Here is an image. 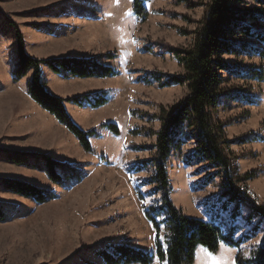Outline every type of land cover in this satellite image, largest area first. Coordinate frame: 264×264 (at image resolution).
<instances>
[{
  "label": "rangeland",
  "instance_id": "rangeland-1",
  "mask_svg": "<svg viewBox=\"0 0 264 264\" xmlns=\"http://www.w3.org/2000/svg\"><path fill=\"white\" fill-rule=\"evenodd\" d=\"M209 2L147 0L148 16L143 20L134 14L135 0H0V93H28L32 71L19 81L14 79L17 32L34 58L95 57L120 71L117 77L82 80L41 66L43 83L51 93L107 94L108 103L102 107L84 103L79 110L67 108L80 129L97 132L90 139V153L58 121L63 131L51 129L53 135L23 122L7 129L10 117L26 109L25 104L18 105L10 117L0 115V210L6 216L0 221V264H104L98 252L115 245L156 253V230L146 212L162 205L163 193H154L147 184L153 167L139 168L156 157L155 134L162 128V109L178 107L188 95L186 86L163 84L184 74L173 50L193 44ZM240 9L264 13V6L251 0ZM227 60L264 71V58L257 54ZM151 73L162 81L143 80ZM223 78L224 87L250 100H223L213 118L224 125L226 154L235 173L239 178L253 176L241 186L264 206V79H238L226 73ZM9 99H4V105ZM106 123L115 124L119 134L103 129ZM64 139L69 140L59 148ZM197 148L191 139L169 158L170 198L186 216L218 226L223 240L238 246L223 241L215 254L199 248L194 264H236L237 256L248 257L261 245L264 224L248 220L251 206L224 196L221 176L204 186L216 170L198 158L189 163ZM33 151L75 168L81 180L57 184L49 179L42 159L27 158L21 164L6 154ZM2 179L25 181L54 193L55 198L40 204L6 190ZM152 264L162 263L156 258Z\"/></svg>",
  "mask_w": 264,
  "mask_h": 264
},
{
  "label": "trees",
  "instance_id": "trees-1",
  "mask_svg": "<svg viewBox=\"0 0 264 264\" xmlns=\"http://www.w3.org/2000/svg\"><path fill=\"white\" fill-rule=\"evenodd\" d=\"M146 1L135 0L133 7L134 14L143 20L148 16ZM251 1L264 6V0ZM243 4H246V0H210L207 13L196 31L193 44L188 48L173 50L184 74L169 77L168 82L163 85L186 86L188 95L178 107L170 111L162 109V114L159 116L162 128L155 134L156 157L141 163L139 168L143 170L145 167H153L154 175L147 184L154 188V193H163L162 205L152 206L146 212L147 218L156 230V253L150 254L130 246L115 245L110 250L98 252L104 264H152L156 258L162 264H194L199 248H204L213 254L218 252L224 241L220 228L202 219L186 216L170 198L173 189L169 180V158L179 152L191 139L196 141L198 148L189 157V163L194 158H198V161L204 160L209 163L210 168L216 170L215 175L210 177L204 186L213 182V178L221 176L225 188L224 196L251 206V215L248 220L250 222L259 220L260 224H264V206L251 198L247 187L241 186L242 182L250 180L253 176L248 174L244 178H239L235 173L226 154L228 141L225 139L224 125L216 123L213 118L223 100L235 98L250 100L243 93L224 87L226 83L223 78L224 73L238 79L257 81L264 79L263 69L258 71L248 69L241 67L237 62L230 63L227 60L230 56L239 59L245 53L257 54L264 58V13L244 12L240 9V5ZM17 55L15 81L26 77L32 71L31 80L28 82L29 96L72 133L86 152H92L90 139L97 136V132L80 129L69 115L66 103L73 102L82 106L88 102L93 108H99L108 103L107 94L102 92L66 99L52 95L43 83L41 66L46 64L54 74L63 73L78 79L117 77L120 71L103 64L95 57H61L48 60L34 58L27 54L25 40L20 32H17ZM143 80L147 83L153 80L161 82L162 77L151 73ZM101 127L116 135L119 134L115 124L106 123ZM182 135H185V139H182ZM6 154L21 164L26 163L27 158L42 159L49 179L57 184H64L67 180L80 181L82 177L75 168L67 167L48 155L13 152H6ZM58 169L61 170L60 173ZM1 183L6 190L32 198L40 204L55 198L54 193L25 181L2 179ZM5 218V214L0 210V221H4ZM256 229L258 231L260 228ZM163 231L164 242L161 241ZM224 243L238 248L236 243L226 241ZM236 264H264V239L248 257L237 256Z\"/></svg>",
  "mask_w": 264,
  "mask_h": 264
},
{
  "label": "crops",
  "instance_id": "crops-1",
  "mask_svg": "<svg viewBox=\"0 0 264 264\" xmlns=\"http://www.w3.org/2000/svg\"><path fill=\"white\" fill-rule=\"evenodd\" d=\"M82 80H84V79H82ZM85 80H90V79H85ZM51 94L66 99V98L80 97L83 95H93V94H101V93H91L90 92V93H51ZM7 96H10V99L4 105V103H5L4 99ZM0 100H2L1 105L3 106V108L5 107V109H1L2 107L0 106V115L1 116H4L2 113H5V115L8 114V117H10L11 115H13L15 112L18 111V107H17L18 105L25 104V106H26V109H24L21 113H19V114L17 113V115H13L12 117H10L12 119L10 121L11 125H9L8 128L6 127L7 129L16 128L17 125L22 124V122H23V125H27L28 128L38 127L40 130H42V132L43 131L50 132L51 135H53L52 131H54L51 129H57L58 131L59 130L63 131V128L59 127V125H57V123H56L57 120L55 119V117L52 116L47 111H45L41 106H39L29 96L28 93H0ZM21 101H23V103ZM85 103H88V102H85ZM66 106H67L66 108H69L68 106H71V108L73 107V108H76L77 110H79L78 107L82 108V106L80 107V106H78L72 102H67ZM9 109H11V110H9ZM41 119L43 122L40 121ZM45 123H48V125H51V127L48 128V125L46 126ZM64 134H66V133H64ZM67 137H68V135H67ZM71 138H72V140H74L73 137H71ZM68 140H66V139L60 140L59 148H61L62 141H63V143H65ZM41 154H47V153L41 152Z\"/></svg>",
  "mask_w": 264,
  "mask_h": 264
}]
</instances>
